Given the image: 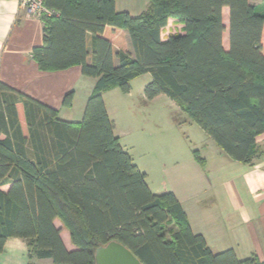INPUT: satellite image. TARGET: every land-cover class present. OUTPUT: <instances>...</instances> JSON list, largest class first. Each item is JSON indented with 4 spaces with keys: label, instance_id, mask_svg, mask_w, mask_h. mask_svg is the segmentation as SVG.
Masks as SVG:
<instances>
[{
    "label": "trees",
    "instance_id": "16d2710c",
    "mask_svg": "<svg viewBox=\"0 0 264 264\" xmlns=\"http://www.w3.org/2000/svg\"><path fill=\"white\" fill-rule=\"evenodd\" d=\"M43 2L50 14L31 53L40 70L80 65L97 81L79 122L0 82V252L18 237L30 257L96 264V249L117 240L143 264H264L233 249L212 252L174 193L151 191L103 98L149 73L147 100L167 95L226 154L251 164L264 133V0H150L138 15L118 11L116 0ZM170 18L182 31L164 37ZM73 103L70 92L63 104ZM56 218L76 249L66 248Z\"/></svg>",
    "mask_w": 264,
    "mask_h": 264
},
{
    "label": "crops",
    "instance_id": "0c3cea01",
    "mask_svg": "<svg viewBox=\"0 0 264 264\" xmlns=\"http://www.w3.org/2000/svg\"><path fill=\"white\" fill-rule=\"evenodd\" d=\"M250 1L253 4L262 2ZM139 7L133 6V9L139 10L137 13L132 12L125 6L120 7L119 1L116 0L118 11H129L133 15H138L145 10ZM226 12L229 20L228 7L223 8V15ZM178 25L179 31H182L183 24ZM42 42L41 17L30 15L19 0H0V82L55 108L60 118L79 122L83 118L97 79L83 75L80 65L60 71L40 70L31 53L33 48L41 46ZM128 47L132 49L130 42ZM70 92L74 93V103L72 107H65L64 98ZM162 96L161 94L153 100H147L143 91L134 97L133 89L129 92H123L121 89L103 92L109 116L115 123V133L120 138L121 145L131 154L138 167L147 173V182L153 193L162 194L167 191L174 193L185 210L193 231L205 237L212 252L233 249L240 259L255 255L264 261V133L256 139L261 155L248 164L234 160L226 154L201 126V129L195 128V135L191 141L195 143L196 148L191 153L187 151L182 153L179 149L169 151L171 152L169 155L159 152L160 180L154 187L147 162L143 161L141 164L137 158L148 125L134 126L133 122L130 125H123L121 116L115 115L109 99L114 97L120 102L134 101L136 105L130 107V110L135 112L134 108L137 106L145 120L151 119L159 126L164 114L168 116V120L170 116L174 117L177 129L180 126L179 119L189 126L196 124L188 116H182V110L176 103V107L157 103ZM2 138L4 135L0 134V139ZM194 150H197L205 160L204 165L198 162ZM54 223L61 231L66 248L76 249L70 232L62 221L56 218ZM0 264H53V262L51 259L30 257L28 240L11 237L7 240L4 250L0 252Z\"/></svg>",
    "mask_w": 264,
    "mask_h": 264
},
{
    "label": "rangeland",
    "instance_id": "374dc122",
    "mask_svg": "<svg viewBox=\"0 0 264 264\" xmlns=\"http://www.w3.org/2000/svg\"><path fill=\"white\" fill-rule=\"evenodd\" d=\"M120 7H126L129 8L132 12H138V10L133 9V6L141 8H147L148 4L150 3V0H118ZM139 7V8H140ZM141 12V11H140ZM223 21L226 25V30L223 34V44L225 47L228 46V14L227 12L223 15ZM179 22H177L175 19L170 18L168 25L163 30V36L167 37L169 34L179 32ZM262 41L264 44V33L262 37ZM152 80L151 74H142L139 76L134 77L130 81V89H133L134 97H137L140 93H142L145 89V86ZM111 89H120L119 87L111 88ZM163 96L157 100V103L159 104H169L173 105V107H176L177 105L175 102L170 99L167 95L162 94ZM110 106L114 110L116 116H121L123 125H130L132 122L134 126H145L146 124L148 127L145 129V135L144 140L142 141V144L139 146V150L136 154L138 160L141 164L144 162H147V166L150 169L151 172V180L153 183V186L155 187L156 183L160 180V169H161V160L159 157V152H163L165 154L171 153L169 151L172 150H178L182 153L186 152L191 153L193 149L196 148L195 143H193L191 140H193L195 131L194 129H201L198 124H194L193 126H189L187 123L182 121V119H179L180 122V128L175 126L174 124V117H169L163 115V120L159 121L160 126L157 125L154 121H147L144 119L142 113L137 110V106H135L134 109L135 112L130 110V107H133L136 105L134 101H119L118 98H112L109 99ZM175 109V108H174ZM179 109V108H178ZM181 111V110H180ZM169 112H171L169 110ZM182 116L186 115L183 111ZM172 115L174 116L175 113L173 112ZM158 117V116H157ZM161 117V116H160ZM187 117V115H186ZM173 122V123H172ZM195 123V122H194ZM197 125V126H196ZM193 127V128H192ZM146 166V165H145ZM146 166V167H147ZM63 224V223H62ZM66 228V227H65ZM67 229V228H66ZM69 231V230H68Z\"/></svg>",
    "mask_w": 264,
    "mask_h": 264
},
{
    "label": "water",
    "instance_id": "95a60500",
    "mask_svg": "<svg viewBox=\"0 0 264 264\" xmlns=\"http://www.w3.org/2000/svg\"><path fill=\"white\" fill-rule=\"evenodd\" d=\"M96 264H143V262L123 243L112 240L95 252Z\"/></svg>",
    "mask_w": 264,
    "mask_h": 264
},
{
    "label": "built area",
    "instance_id": "2783aa9c",
    "mask_svg": "<svg viewBox=\"0 0 264 264\" xmlns=\"http://www.w3.org/2000/svg\"><path fill=\"white\" fill-rule=\"evenodd\" d=\"M24 5L30 15L41 17L44 13L50 14L45 7L43 0H19Z\"/></svg>",
    "mask_w": 264,
    "mask_h": 264
}]
</instances>
